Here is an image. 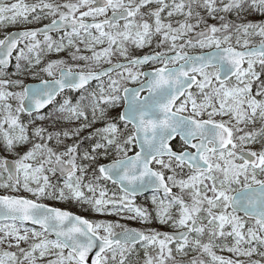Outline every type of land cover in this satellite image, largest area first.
Wrapping results in <instances>:
<instances>
[{
	"label": "snow or ice",
	"instance_id": "1",
	"mask_svg": "<svg viewBox=\"0 0 264 264\" xmlns=\"http://www.w3.org/2000/svg\"><path fill=\"white\" fill-rule=\"evenodd\" d=\"M0 264H264V0H0Z\"/></svg>",
	"mask_w": 264,
	"mask_h": 264
},
{
	"label": "rangeland",
	"instance_id": "2",
	"mask_svg": "<svg viewBox=\"0 0 264 264\" xmlns=\"http://www.w3.org/2000/svg\"><path fill=\"white\" fill-rule=\"evenodd\" d=\"M29 2H30V0H29ZM8 30L11 31V30H13V29L10 28V29H8Z\"/></svg>",
	"mask_w": 264,
	"mask_h": 264
}]
</instances>
